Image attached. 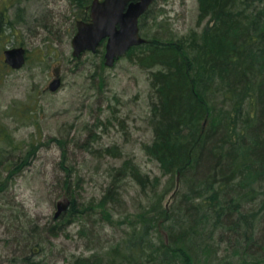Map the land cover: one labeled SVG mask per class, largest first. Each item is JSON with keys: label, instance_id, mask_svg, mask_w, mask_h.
Returning <instances> with one entry per match:
<instances>
[{"label": "rangeland", "instance_id": "rangeland-1", "mask_svg": "<svg viewBox=\"0 0 264 264\" xmlns=\"http://www.w3.org/2000/svg\"><path fill=\"white\" fill-rule=\"evenodd\" d=\"M92 2L0 0V264L107 258L148 206L142 186L122 171L127 166L150 183L158 180L164 208L172 206L178 174L166 175L144 149L154 140L151 111L157 100V69L144 66L145 50L112 68L104 64L105 43L96 53L73 56L76 23L89 17ZM209 21L200 20L199 0H158L140 31L146 40L177 42L201 33ZM12 47L27 50L20 70L4 62V51ZM57 77L62 84L53 92L49 86ZM216 104L222 106L221 97ZM183 183L178 190L185 193ZM113 185L120 196L104 210ZM67 200L75 210L55 220L57 203ZM252 210L246 205L242 211ZM255 233L260 243L264 215ZM230 234L212 231L201 247V264H264L259 256L235 253L222 241ZM250 248L259 252L256 244Z\"/></svg>", "mask_w": 264, "mask_h": 264}, {"label": "trees", "instance_id": "trees-1", "mask_svg": "<svg viewBox=\"0 0 264 264\" xmlns=\"http://www.w3.org/2000/svg\"><path fill=\"white\" fill-rule=\"evenodd\" d=\"M199 4L200 20L212 23L204 31L177 42L147 39L127 54L143 48L144 66L157 69L154 140L144 149L166 175L180 173L186 192L175 191L169 210L158 180L122 169L142 186L146 210L137 212L133 230L107 258L75 257L67 264H201V247L216 229L231 232L222 241L235 253L264 262V239L258 243L255 233L264 215V0ZM116 191L113 185L104 196V210L120 196ZM246 205L253 210L242 211Z\"/></svg>", "mask_w": 264, "mask_h": 264}, {"label": "water", "instance_id": "water-1", "mask_svg": "<svg viewBox=\"0 0 264 264\" xmlns=\"http://www.w3.org/2000/svg\"><path fill=\"white\" fill-rule=\"evenodd\" d=\"M158 0H93L88 9L89 20H78L76 34L72 39L73 56L78 58L86 52L96 53L105 43V66L112 68L116 62L126 57L128 52L147 42L141 35L140 20ZM5 64L13 70L22 69L27 62L24 47L7 48ZM62 84L55 78L49 89L57 91ZM68 207V202L58 203V217Z\"/></svg>", "mask_w": 264, "mask_h": 264}, {"label": "bare ground", "instance_id": "bare-ground-1", "mask_svg": "<svg viewBox=\"0 0 264 264\" xmlns=\"http://www.w3.org/2000/svg\"><path fill=\"white\" fill-rule=\"evenodd\" d=\"M177 174H178L177 177L179 178V182H177V188L175 189V191L178 190L179 187H180V173L178 172ZM59 202H61V201H59ZM59 202H58V203H59ZM63 202H68V207H67V209H66L65 211H63L58 217H56V213L58 212V203H57V211H56V213H55V217H54L55 220L60 219V217H61L64 213H66L67 211L70 212V209H71L70 207H71V203H72V202H70V201H68V200H67V201H63ZM69 208H70V209H69Z\"/></svg>", "mask_w": 264, "mask_h": 264}, {"label": "flooded vegetation", "instance_id": "flooded-vegetation-1", "mask_svg": "<svg viewBox=\"0 0 264 264\" xmlns=\"http://www.w3.org/2000/svg\"><path fill=\"white\" fill-rule=\"evenodd\" d=\"M87 11H88V8H87ZM89 20V19H88Z\"/></svg>", "mask_w": 264, "mask_h": 264}]
</instances>
